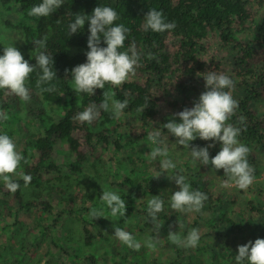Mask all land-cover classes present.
<instances>
[{
	"label": "trees",
	"instance_id": "1",
	"mask_svg": "<svg viewBox=\"0 0 264 264\" xmlns=\"http://www.w3.org/2000/svg\"><path fill=\"white\" fill-rule=\"evenodd\" d=\"M2 2L4 9L8 11L14 9L18 13L17 23L23 34L24 58L30 64H36L33 41L47 36L46 51L54 56V70L57 72V79L51 84L39 87L36 83V73L32 74L28 82L31 90L30 102L5 95L4 91L0 90V111L8 115L7 121H0V134L6 133L11 137L15 132L26 133V141L21 152L28 163L22 162V167L26 174L32 176L31 184L27 189L31 188L37 196L35 200H26L23 180L18 181L21 187L16 193L8 191L0 182V194L9 198L8 201L3 202L2 215L6 216L5 212L7 215L13 212L29 213L36 209H40L43 213L52 211L53 200H61L62 195L68 190V186L63 188L62 185L55 188L52 186L54 181H63L56 162V153L61 145H66L74 156V161L69 165V174L66 176L69 180L72 176L82 173L86 162L98 153L99 148L107 149L112 146L119 152L128 145L127 134L121 131L123 119H114L109 112L102 111L101 117L92 125L80 124L73 120V116L83 111L89 104L99 105L103 100L104 91L111 93L115 99L127 100L128 107L123 115L136 116L147 132L163 106L168 111L164 116L170 115L171 111L180 106L179 100H185L199 84L206 83L203 75L207 72L225 74L220 61L205 58L215 39L221 47L232 46L236 49V54L232 57L233 68L230 78L233 79L236 90L241 96L233 95L239 103V108L230 122L242 129L238 139L251 149L248 160L255 168V177L261 173L262 169L254 150L264 153V114L258 113L252 106L264 98V0H65L64 5L45 18L28 15L31 7L38 5L42 0H2ZM101 5L111 6L120 16L116 23H122L131 30L125 42V49L122 50H126L130 43L135 41L137 50L142 54L141 66L137 69L136 77L120 87L106 85L105 89H97L94 96L77 95L73 91L71 69L87 61L86 52L89 51L87 41L90 32L86 22L83 30L69 36L68 26L74 22L75 14L90 15L94 8ZM152 8L162 11L168 22L174 21L175 29L163 34L151 30L144 31V16ZM254 26H257V29L250 41L243 43L237 40L238 33ZM101 46H107L103 44V40ZM149 53H152L156 59H148ZM49 86L56 90L51 93L42 90ZM45 104H61L62 117L56 120ZM26 106L29 108L28 115L40 124L39 128H30L25 122L27 117L23 107ZM241 116L245 118L244 124L239 121ZM210 143L213 141L200 138L191 142L192 145L199 147H206ZM219 151L220 144L216 143L215 147L209 149L210 157H214ZM208 168L214 169L211 165ZM57 173L56 177L49 178L50 175ZM189 178L194 190H200L208 196L204 207L213 219L209 224L213 236L223 240L225 238L221 235L222 232L240 235L250 226L260 228L261 234H264V203L260 195L246 202L245 207L233 219L229 216L231 209L225 210L223 205L229 202H224L221 198H212L210 190L203 189L204 179H200L199 173L191 174ZM46 183L50 185L48 195L41 196L36 193ZM117 185L118 193L126 201L125 217L112 218L110 209L103 204L102 209L105 210L108 218L101 217L95 220L83 218L86 246H93L101 238L116 242V246L101 257L84 254L88 264H96L97 261H103L105 264H125L131 255H139V251L140 253L144 251L143 246L139 251H134L118 241L114 235L105 236L106 233L101 230V226L106 231L115 232V226L125 228L129 225L125 223L126 220L136 219L137 225L142 226V231L139 232L142 234L144 229L154 226L148 215V201L152 196H158L156 178L150 175L137 182L125 176ZM102 194L103 191H97L95 194L98 201H101ZM161 198L164 200V210L159 214L162 225L159 230L173 231L177 225L178 213L166 211L168 200L162 196ZM72 212L70 208V213ZM247 213L250 216H247ZM253 215H257L258 218H252ZM62 217L63 214L57 213L54 221L42 226L37 233L33 229H19L15 241L18 245L16 254L22 260H14L9 264H22L28 255L35 253L40 237L49 236L50 230L62 225ZM91 227H97L98 233H94ZM133 236L141 242L142 238L139 234ZM49 238L55 247L59 248V256L74 258V255L64 248L61 239L52 235ZM211 251L206 258L210 264H236L232 262L235 259L230 250ZM146 259L142 257L137 263L202 264L196 252L178 246L161 259L154 257L148 262Z\"/></svg>",
	"mask_w": 264,
	"mask_h": 264
},
{
	"label": "clouds",
	"instance_id": "2",
	"mask_svg": "<svg viewBox=\"0 0 264 264\" xmlns=\"http://www.w3.org/2000/svg\"><path fill=\"white\" fill-rule=\"evenodd\" d=\"M64 4L65 0H42L38 5L31 7L28 15L35 18L49 17ZM119 19V14L111 6L101 5L94 8L90 15L75 14L74 22L69 24V36L83 30L86 22L90 32L87 41L89 49L86 52L87 61L71 69L73 91L77 95L94 96L97 89H105L106 85L120 87L136 77L137 69L141 66L142 54L137 50L135 41H132L126 50H122L125 49V42L131 30L122 23H116ZM175 27L174 21L168 22L164 13L155 8L150 9L144 16L143 28L146 32L151 30L163 34ZM21 39L17 37L3 43V55H0V90H3L5 95L30 102L31 90L28 82L32 74L36 73V83L39 87L51 84L57 79V72L54 70V56L46 51L47 36L33 41L36 60L34 65L30 64L15 46V42ZM102 40L106 47L101 46ZM147 58L156 59L152 53H149ZM203 77L206 91L194 101L193 107H185L183 111L174 114L182 122L178 123L173 118L163 124V128L176 138L178 145L190 150L193 164L199 161L203 166L211 165L216 170H224L227 179L222 182L221 187L228 188L234 185L240 190L247 191L255 182V168L248 160L251 149L238 139L242 129L230 122L239 108V103L231 92L235 86L234 81L228 75L216 72H207ZM42 90L51 93L56 89L49 86ZM127 107V100L115 99L111 93L104 91L103 100L99 105L89 104L83 111L76 113L73 120L80 124L92 125L101 117L102 111L111 113L114 119L119 120ZM7 120L8 115L0 111V121ZM239 121L244 124L245 118L241 116ZM147 138L154 146L149 153L150 162L157 161L158 157L162 158L159 160L160 173L155 178L166 172L167 178L179 186V190L171 195V208L182 214L193 212L203 214L202 210L208 200L207 194L193 190L191 184L186 182V177L179 172L169 175L177 165L168 158V147L159 130L148 133ZM197 138L213 143L206 147L192 145L191 142ZM216 143L221 145V150L214 157H210L209 149L215 147ZM22 162L28 163L15 140L6 133L0 134V182L11 193H16L20 189L19 180H23L25 189L31 184L32 176L24 172ZM102 187L103 194L100 200L110 209V216L114 219L125 217L126 201L121 198L118 191ZM163 210L164 200L161 196H152L148 201V215L157 231L162 227L159 214ZM89 215L93 220L100 217L108 218L103 210L96 208L91 209ZM125 223L128 224L130 221L126 220ZM114 237L134 251L141 249V243L125 228L115 226ZM168 239L181 248H196L201 240V234L199 229L193 228L182 238L176 231L170 230ZM157 243L158 239L148 237L144 241V246L154 251ZM235 261L236 264H264V239L257 238L254 242L249 241L238 246Z\"/></svg>",
	"mask_w": 264,
	"mask_h": 264
},
{
	"label": "rangeland",
	"instance_id": "3",
	"mask_svg": "<svg viewBox=\"0 0 264 264\" xmlns=\"http://www.w3.org/2000/svg\"><path fill=\"white\" fill-rule=\"evenodd\" d=\"M18 19L19 17L16 10L13 9L8 11L4 9L3 2L0 0V55H3V43L15 40L17 37L22 39L17 40L15 46L22 54L24 53L23 34L18 27ZM256 29L257 26H254L249 30L238 33L236 35L237 40L243 43L250 41ZM235 54L236 49L234 47H221L215 39L211 43L205 58L207 60L212 58L215 61H220L225 74L230 77L233 68L232 57ZM204 91H206L205 84H199L197 89L192 91L185 100H179L180 106L174 111H171V113H169L170 115L164 116L168 111L166 107L163 106L156 121L147 132L142 128L141 123L136 116L122 115L121 118L124 123L121 131L122 133L127 134L126 142L128 145L119 152L112 146L107 149L99 148L98 153L96 154L98 156H91L89 161L84 165L82 173L72 176L70 180L66 179V176L69 174V165L74 161V156L68 151L66 145H61V148H59L56 153V162L59 165L63 181H54L52 186H54L53 188L58 185H62V188L68 186V190L62 195L61 200H53L52 211L43 213L40 209H36L29 213L19 212L18 214H15L13 212L10 215H7L5 212L6 216H4L1 213L3 202L8 201L9 198L0 194V264H9V262L14 260H22V258L16 254V247L18 245L15 241L17 240L19 229H33L37 233L42 226H46L53 222L57 213L63 214L62 225L50 230L49 236L40 237L38 241L39 245H37L38 247H36L35 253H32L33 255L30 254L32 255L30 258V255H28L23 260L22 264H88L83 256L84 254H93L97 258L101 257L106 251H109L112 247L116 246V242L105 241L103 238L91 247L86 246L84 243L83 218H91L89 213L93 208L101 209L105 212V210L102 209L103 203L98 201L97 195L95 196L97 191H103L102 186L118 191V181L125 176H129L131 179L138 182L150 175L156 177L160 173L159 160L162 158L158 157L157 161L150 162L149 153L154 146L151 145L147 138L148 133L156 130H159L162 133V137L164 138L169 151L168 158L177 165V168L170 172L169 175H174L179 172L186 177V182L190 183L194 190L189 177L191 174L199 173L201 175L200 179H204L203 189L210 190L212 198H221L224 202H229L227 204L224 203L223 205L225 210L231 209L229 214L231 218L235 219L236 214L245 207L246 202L254 199L255 196L257 197L260 195L261 201L264 203V153L254 150L262 171L247 191L240 190L234 185L224 188L221 187V184L227 179V177L224 176L223 169H209L208 166H201L199 161L193 164L190 150L184 148L182 145H178L176 143V138L168 134L167 129L163 128V124L169 122L173 118L178 123L182 122L179 117L174 116V114L183 111L185 107H193L194 101L198 100L200 94ZM231 92L232 95L241 96V93L236 90V85ZM45 105L56 120L62 117L63 107L61 104ZM252 107L258 113L264 114V98L255 102ZM28 109L27 106L23 107V111L27 117L25 122H27V125L30 128H39L40 124L38 121L32 119V117L28 115ZM143 134L146 135L143 136ZM26 136V133L23 131L15 132L14 135L11 136L15 140L20 151L26 141ZM181 170L183 171L181 172ZM57 175L58 173L50 175L49 178L56 177ZM167 176L168 174L165 172L159 178H156L157 195L168 200L166 211L176 212L171 208V195L179 190V186L176 185L175 181L168 179ZM48 192H50V185L47 183L36 191V193L41 196H47ZM55 196L56 195L54 194V197ZM36 197L37 196L34 195L31 188L26 189V200H35ZM70 208L73 211L72 213H70ZM202 213L203 214L195 212L187 214L178 213L176 219L177 225L173 228V231H176L182 238L186 237L191 229H199L201 234L199 245L196 248L190 249L193 250V252H196L197 257L201 258L202 264H210V261H206V258L208 253L212 252L211 250L223 252L228 249L232 252L234 256L233 259H235V256L238 254V246L247 244L249 241L254 242L257 238L264 239V234H261L260 228L250 226L246 227L244 232L240 235L222 232L221 235L224 236L225 239L221 240L220 237L212 235L213 233L209 224L210 220L213 219H211L210 212L204 207ZM247 216L250 215L247 213ZM252 218L257 219L258 216L253 215ZM141 227L142 226L137 225L136 219L131 220L129 225L125 227V229L132 234H139L141 236L142 240L140 243L144 248L142 253L139 251V255H131L130 259H128L125 264H139L137 261H141L142 257L147 258L146 262L154 257L156 259H161L164 255H168L176 249L177 245L173 244L168 239L169 232H164L162 230L157 231L153 226L144 229V234H142L139 233L142 231ZM91 230L94 233H98L99 231L97 227H91ZM101 230L106 233L105 236L109 237V234L110 236L114 235L113 230L106 231L103 226H101ZM151 234L153 235L151 236ZM50 235L61 239L62 244L64 243V248L67 252L74 255V258L70 259L69 257L59 256V248L55 247L54 243L50 241ZM148 237L159 240L154 251L144 246V241ZM96 264L105 263L103 261H97Z\"/></svg>",
	"mask_w": 264,
	"mask_h": 264
}]
</instances>
